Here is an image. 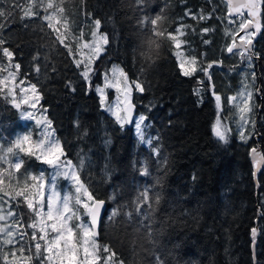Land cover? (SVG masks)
Returning a JSON list of instances; mask_svg holds the SVG:
<instances>
[{
  "label": "trees",
  "instance_id": "1",
  "mask_svg": "<svg viewBox=\"0 0 264 264\" xmlns=\"http://www.w3.org/2000/svg\"><path fill=\"white\" fill-rule=\"evenodd\" d=\"M34 2L8 0L0 4L10 12L0 17L3 47L13 52L9 61L0 50V80L19 64L17 79L36 85L40 105L67 157L76 164L85 158L83 179L96 197L106 201L99 243L110 245L123 264H156L157 257L162 264H254L251 233L259 209L255 264H264V166L258 175L256 197L249 158L256 143L264 154V34L253 42L258 55L249 68L242 51H226L241 16L229 18L224 0H143L139 4L137 0H63L66 19L53 16L51 27L43 17L52 15V9L45 13L42 7L36 8L38 16L22 19ZM189 10L195 16L201 12L211 15L193 19V15H185ZM156 16L161 21L155 27L165 35L156 37L160 41L158 56L146 60L142 53L147 51L154 26L141 21ZM95 19L101 21L98 31L109 43L91 62L95 74L86 81L80 75L84 65L77 68L75 62L79 61L80 44L95 29ZM181 25L185 26L183 35L176 32ZM205 28L212 31L202 32ZM168 33L181 41L179 48L167 38ZM178 53L195 59L196 71L191 70V75L181 74ZM113 63L124 70L129 81L143 82L142 93L135 91L134 84L129 86L136 113L146 117L142 132L146 139L152 138V145L142 143L133 127H121L100 106L93 87ZM244 83L253 92L252 111L246 118L254 121V126L249 123L244 130L254 134L247 142L240 139L238 131L242 116L235 103L229 102ZM5 94L6 88L0 85V143L7 147L26 129L20 110L9 102L13 100L9 94V100L4 98ZM218 116L229 129L227 143L213 135ZM27 167L37 174L46 168L34 161ZM144 167L148 175L141 174ZM145 189L150 190L153 200L158 196L159 203L151 209L142 204V214L138 215L134 201ZM113 195L115 199H111ZM114 209L121 215L109 224L107 217ZM19 211L25 225L31 222L26 205ZM127 213H132L130 220ZM24 246L28 248L27 242ZM17 248L6 246L0 264H5L4 255L7 264H29L27 250Z\"/></svg>",
  "mask_w": 264,
  "mask_h": 264
},
{
  "label": "snow or ice",
  "instance_id": "2",
  "mask_svg": "<svg viewBox=\"0 0 264 264\" xmlns=\"http://www.w3.org/2000/svg\"><path fill=\"white\" fill-rule=\"evenodd\" d=\"M7 2L8 0H0V4ZM137 3H143V0H137ZM62 4L63 0L60 3H56L55 0H47V4H45L44 0H35L33 5L24 11L22 19L33 15L38 16L39 13L34 11L36 8L42 7L45 13L52 9V15L46 14L43 17L44 20L49 21V27H51L53 16L59 15L61 18H65L63 16L65 9ZM245 7L249 18H243V13H240L241 22L239 28L245 32V35L240 37L244 41V49L241 55L242 59H246L248 67L251 68L253 58L258 55L254 52L253 41L257 34H264V0H247ZM8 15H10V12H6L0 7V17ZM185 15L193 14L189 10ZM210 15L209 13L208 17H206L201 12L199 16L193 15V19H206ZM159 21H161L160 16L150 20L145 17V20L141 21L142 24L150 22L154 26L153 35L146 42L147 51L142 53L146 60H152L154 54L156 56L159 54L160 41L156 37L163 38L165 35L163 31H159L155 27ZM94 25L95 29L92 32V36L100 41L94 45L93 59H96L106 51L104 45H107L109 41L105 35L99 34L97 31L101 27V21L95 19ZM184 28L185 26L181 25L176 29V32L183 35ZM2 30L3 25L0 24V33H2ZM209 31L212 30L207 28L202 30L204 33ZM81 36H83V32H81ZM167 38L174 42L176 48L180 47L181 41L178 40L176 35L168 33ZM60 42L64 43L63 40ZM203 43H208V41H203ZM4 44L5 40L0 35V50L11 61L13 52L9 48L3 47ZM227 51L229 53L233 52V47H228ZM69 53L72 54L71 48H69ZM33 59L38 60V57ZM191 62L196 63L195 59ZM75 63L77 68H80L82 63L84 64L80 75L84 80L90 81L92 75L95 74V70L91 67V61L88 63L76 61ZM14 67L18 72L21 66L15 64ZM180 67L181 74L185 76L191 75L192 72L196 71L195 68L192 69V72L185 70L183 61H181ZM36 70L39 71V67ZM200 70L206 71L203 67ZM111 71L113 77L117 73L124 77V107L114 111L112 106L109 105L106 110L112 113L121 127L134 122L140 141L152 145V138L146 139L142 132V123L146 120V117L142 114L139 116L132 115L134 105L131 103L132 89L129 84H134L135 91L142 93L145 91L143 82L138 80L129 81L124 70L118 66L114 65ZM143 71L142 68L141 72L143 73ZM17 72L10 71L9 76L14 79ZM252 76L254 81L255 74L253 73ZM105 80L107 84V74L105 75ZM246 80L247 77H245ZM4 83V80H0V85ZM30 87L33 93H37L35 84H31ZM97 92L101 94V104L103 106V89L97 88ZM197 93L199 94V90H197ZM240 95L246 97L243 100L246 107L242 111L250 113L252 107L248 102L253 95L251 86L244 83L243 91ZM4 98L9 100L8 94H5ZM40 98L37 93L32 103L33 108L36 107V103ZM216 99L219 102L220 97L217 96ZM234 99L229 98V102L231 103ZM9 102L19 109L20 104L16 103L15 100H9ZM33 117V113L21 110L22 119L31 120ZM249 123L254 126V121L242 116L238 125L240 139L244 142H247L249 135L254 134L247 133L244 130L245 125ZM37 125L40 127V131L35 138L33 132L29 131L18 135L7 147L0 143V222H3L0 224V254L6 252V246L17 245V251L24 252L27 250L29 264H123V261L118 260L117 253L110 245L101 244L98 241V229L103 220L102 211L105 210L106 201L96 197L90 190V185L83 179L82 172L85 167V158L81 157L78 165L68 159L65 148L61 140L56 137L51 128V121L47 117L44 118L43 122L37 121ZM212 132L220 141L228 142L229 129L221 123L219 116L216 123L212 126ZM84 135H87V132ZM153 151H158V149L153 148ZM252 154L255 157L258 155V150L253 148ZM24 157H27V160ZM30 161L37 162L41 166H46V168L42 167L38 174L30 172L27 167ZM254 162L256 161L254 160ZM257 163H264V156H261L260 161ZM5 165L8 166L7 169L4 167ZM47 169H51V172H47ZM141 174L148 175L146 167L141 170ZM5 177L8 180L7 186H5ZM60 179L68 182V192H63L59 188ZM33 188L37 190L33 193V196L39 197V199H29V191ZM149 192L150 190L145 189L134 201L138 215L142 214V204L146 203L151 209L154 203H159V197L157 196L153 200ZM5 197L8 199H5ZM111 199H115V195ZM13 204L15 207H13ZM22 205H26L31 213L29 217L31 222L26 225L23 221V213L19 211ZM120 215L121 213L114 209L107 217L108 223L113 224ZM126 215L130 220L132 213H127ZM27 229H31L30 234ZM256 231V228L252 229L253 236H255ZM150 237L151 233H149ZM25 242L28 244L27 249L24 246ZM3 259L5 264H7V255H4ZM156 264H162L158 257L156 258Z\"/></svg>",
  "mask_w": 264,
  "mask_h": 264
},
{
  "label": "rangeland",
  "instance_id": "3",
  "mask_svg": "<svg viewBox=\"0 0 264 264\" xmlns=\"http://www.w3.org/2000/svg\"><path fill=\"white\" fill-rule=\"evenodd\" d=\"M98 31V30H97ZM99 34L104 33L98 31ZM245 33L242 35L244 36ZM100 41L92 36V33H90V38L88 40H83L82 43L79 46V61H82L84 63H88L89 61H93V56H94V45L96 43H99ZM178 63L180 65L181 61L184 62V69L187 71H191L193 69V63L191 62L192 60L183 56L182 54L178 53ZM83 64V63H82ZM84 65V64H83ZM118 66L120 69L121 67L117 63L111 64V66L108 68L107 71L102 72L101 74V80L100 82L96 83L94 85V91L98 95L99 98V103L101 108L109 113L112 117L111 112L106 110V107L111 105L114 111H118L122 109L123 106V100H124V77L120 76L119 73L116 74L115 77H113L112 73V68L113 66ZM16 72L15 69H8L1 77V80H4L5 83L2 85L3 88H6V92L11 96L15 102H18L20 104L19 110L21 113V110H26L28 112H31L34 114L33 119L27 120V119H22L23 125L25 126V133L26 132H33L34 138L35 136L39 133L40 127L37 125V121L43 122L44 118L47 117L49 120L45 109H43L40 105V100L36 103V107H32V103L35 100V95L38 93H33L31 90L30 85L33 84L31 82H24L23 79L18 80L17 75L13 79L12 77L9 76V72ZM107 74L108 82L106 84L105 80V75ZM130 87V86H129ZM97 88L103 89V95H104V105L102 106L101 104V94L97 92ZM131 88V87H130ZM243 91V88L240 89L235 95H231L230 98H235L232 103H235V108H237V111L239 115L244 116L245 118L248 117L247 111H242L245 109V104L243 103V100L246 99V97H242L240 93ZM39 94V93H38ZM250 105V101L248 102ZM236 113V112H235ZM141 113H136L135 116H139ZM143 115V114H142ZM116 120V118L114 117ZM143 124V123H142ZM52 128V125H51ZM53 130V128H52ZM54 131V130H53ZM133 132L137 137V130L135 127V123L133 124ZM55 133V132H54ZM57 137V136H56ZM69 159V158H68ZM71 160V159H70ZM74 164H76L73 161ZM79 164V163H78ZM77 164V165H78ZM47 172H51V169H48ZM35 183V182H33ZM59 188H62L63 192H68L69 190V185L68 182L60 179L59 180ZM37 190L36 189H31L29 191V199H39V197H34L33 193H35ZM28 233H31V229H27ZM34 251V247H33Z\"/></svg>",
  "mask_w": 264,
  "mask_h": 264
},
{
  "label": "water",
  "instance_id": "4",
  "mask_svg": "<svg viewBox=\"0 0 264 264\" xmlns=\"http://www.w3.org/2000/svg\"><path fill=\"white\" fill-rule=\"evenodd\" d=\"M225 4H226V14L229 18H233V17H237L240 15V13H243L246 15V19L249 18L247 16V8L245 7V5L247 4V0H224ZM254 30V29H253ZM245 32L243 30H241L240 28L238 29V31L233 35V38L231 39V41L229 42L228 47L232 46L233 47V51H242L244 49V41H242L240 39V37L244 34ZM259 34H257L258 36ZM257 36L255 37V39L257 38ZM254 39V40H255ZM254 42V41H253ZM226 49V51H227ZM227 53H229L227 51ZM232 53V52H231ZM230 54V53H229ZM259 90V91H257ZM260 93V88L258 87L256 89V95H258ZM131 103L134 105L133 107V111H132V115L135 116L136 114V105L134 104V102L131 100ZM124 107V104L122 106V108ZM261 110V105L258 106V112H260ZM134 122L132 123H128L127 125L130 127H133ZM255 126H257V123H255ZM257 134L255 135L254 138H257ZM255 148L258 150V155H256L255 157L252 154V149ZM264 156L263 152H262V147L259 143H256L249 152V158L250 161L252 162V167H253V180L255 182V186H256V197H258V192H259V185H258V175L261 172L264 163H257L260 161V157ZM254 160L256 162H254ZM106 211V205H105V210L102 211V216H104ZM259 217H260V211L258 209L257 211V216L255 219V226L253 228H256V233L255 236H253V232L251 233V248H252V255H253V263L255 264V248H256V243H257V236H258V222H259ZM100 227V226H99ZM99 231V229H98Z\"/></svg>",
  "mask_w": 264,
  "mask_h": 264
}]
</instances>
